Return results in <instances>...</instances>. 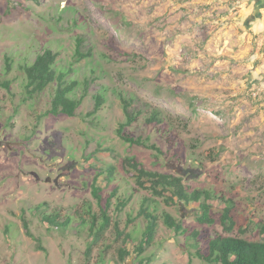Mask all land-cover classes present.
<instances>
[{"label":"rangeland","instance_id":"rangeland-1","mask_svg":"<svg viewBox=\"0 0 264 264\" xmlns=\"http://www.w3.org/2000/svg\"><path fill=\"white\" fill-rule=\"evenodd\" d=\"M223 10L201 11L200 0H0V264H217L197 254L207 253L215 235L260 238L255 223L264 219V61L256 68L255 49L237 58L229 54L223 24L215 22ZM79 36L91 52L82 59L76 55ZM46 48L58 53L57 70L79 82L76 97L89 81L74 116L46 113L54 87L33 97L25 92L21 66ZM123 98L140 113L131 124ZM152 108L164 112L169 124L149 129L145 118ZM122 124L159 150L124 140ZM127 157L183 176L190 191L209 190L215 223H200L194 203L169 204L141 189ZM98 174L101 201L93 195ZM145 197L198 231V240L160 221L153 245L122 261L123 239L131 235L133 249L145 227L139 215ZM123 200L127 204L118 209ZM225 200L233 203L231 233L221 222ZM43 204L46 213L82 214L88 224L66 231L47 225L37 208ZM103 210L111 226L92 245L89 215L100 224ZM24 219L44 249L26 234Z\"/></svg>","mask_w":264,"mask_h":264},{"label":"trees","instance_id":"trees-1","mask_svg":"<svg viewBox=\"0 0 264 264\" xmlns=\"http://www.w3.org/2000/svg\"><path fill=\"white\" fill-rule=\"evenodd\" d=\"M76 55L78 59H82L91 55L90 50H84V38L78 37ZM58 53L51 48H46L42 52L38 53L30 64H24L21 66L25 75L24 89L29 97L40 94L50 87H54L51 106L47 110V114H53L59 116L61 114L74 116L76 115L84 97L87 94L89 81H85L84 93L80 98L74 95L79 82L77 80H69L67 74L63 71H58L55 67ZM11 69V63H8V70ZM4 85L10 87V82H4ZM96 104V110L99 108L102 102L101 96H98ZM123 106L125 114L127 116V124H131L140 115V113H134L131 110V103L129 100L123 98ZM146 124L149 129H153L159 125L167 124L168 119L159 108H152L150 113L146 115ZM172 121V120H171ZM169 124V123H168ZM125 125L122 124L118 130L121 137L130 144L145 145L149 148L159 150L155 144H147L140 137L135 138L124 131ZM125 165L129 171L134 175L138 186L141 189H146L151 192L153 196L162 197L169 204H190L197 205L196 213L197 219L202 224H213L215 218L212 215V194L207 189L196 188L192 191L184 181V177L177 174L159 172L146 169L142 163H140L136 157L125 158ZM112 173L113 170L109 169ZM101 174L95 177L93 183V195L99 200H102V187L98 183V178ZM116 192L113 193L107 199V206L110 205ZM225 206L221 215V222L224 229L231 233L235 228V221L231 215L233 203L231 200L224 201ZM127 204V201H119L117 208H123ZM46 204L37 206L38 212L44 211L41 216V220L47 225L54 226L60 230L74 229L77 226H86L88 220L80 214L79 217L73 218L71 215L61 216L57 211L46 213ZM153 202L151 198L145 197L141 201L139 215L145 220V227L141 234V238L133 249L128 247V242L132 241L131 235L126 236L123 239V245L119 249L120 259L125 261L127 256L136 254V256L142 255L148 247L152 246L155 242V238L159 229V222L161 221L165 226L173 229L176 234H189L188 238L191 240H198L199 232L190 231L183 222L175 217L168 211H158L155 207H152ZM91 218L90 231L93 233V244H97L102 239L105 232L111 226V218L107 215V210H103V221L97 224L96 215H89ZM24 228L28 236L37 241L38 248L44 249L40 243V238L35 236L30 230V225L24 219ZM117 234L121 235L118 223L114 225ZM255 229L260 235L258 239H251L246 236L234 235V234H217L208 241L207 253H202L197 250V254L208 263L217 264H264V219L255 223ZM90 251V248H89ZM143 260L149 261V258ZM142 261V260H140Z\"/></svg>","mask_w":264,"mask_h":264},{"label":"crops","instance_id":"crops-1","mask_svg":"<svg viewBox=\"0 0 264 264\" xmlns=\"http://www.w3.org/2000/svg\"><path fill=\"white\" fill-rule=\"evenodd\" d=\"M205 3H211L210 7ZM218 9H227L215 22L223 24L219 28L224 32V41L230 44L229 54L237 58L255 49L254 64L260 67L261 59L264 61V0H200L201 11L210 14Z\"/></svg>","mask_w":264,"mask_h":264},{"label":"built area","instance_id":"built-area-1","mask_svg":"<svg viewBox=\"0 0 264 264\" xmlns=\"http://www.w3.org/2000/svg\"><path fill=\"white\" fill-rule=\"evenodd\" d=\"M254 94H257V93H254Z\"/></svg>","mask_w":264,"mask_h":264}]
</instances>
